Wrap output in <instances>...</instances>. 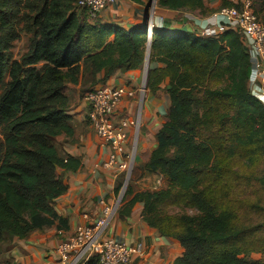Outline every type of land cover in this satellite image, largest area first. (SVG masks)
<instances>
[{"label": "trees", "instance_id": "trees-1", "mask_svg": "<svg viewBox=\"0 0 264 264\" xmlns=\"http://www.w3.org/2000/svg\"><path fill=\"white\" fill-rule=\"evenodd\" d=\"M76 1L0 0V254L56 218L54 201L66 191L57 171L79 165L58 148L74 136L76 101L148 60L145 88L156 94L166 82L170 105L145 169L167 186L136 193L125 213L143 204L142 220L180 244L173 264H264V107L248 89L241 35L162 30L148 38L144 29L123 31L79 13ZM206 1L156 5L207 16ZM252 2L264 21V0ZM230 6L223 0L221 9ZM23 36L28 49L13 60Z\"/></svg>", "mask_w": 264, "mask_h": 264}, {"label": "crops", "instance_id": "crops-1", "mask_svg": "<svg viewBox=\"0 0 264 264\" xmlns=\"http://www.w3.org/2000/svg\"><path fill=\"white\" fill-rule=\"evenodd\" d=\"M222 1L207 0L206 6L212 11L207 16L180 15L156 6L148 27H151L154 33L162 30L170 32L171 29L188 26L191 32L200 38L201 31L207 28L215 29L221 24L219 18L213 16L221 9ZM147 3L148 0L143 4L117 0L98 16V20L123 31L144 29ZM184 19L187 20L185 24ZM247 49L246 47L248 53ZM152 67L161 66L153 64ZM99 77L102 78L103 74ZM250 85L249 81L248 89ZM165 86L166 82L160 86L156 94L150 93L144 88L143 68L117 71L104 83L95 86L134 91L133 97H124L120 101L111 117L115 124L127 121L125 150L130 151L135 143L134 162L127 179V187H124L126 181L124 173L117 171L116 168H102L110 149L100 142L86 121L84 101L79 99L76 101L70 112L75 121V132L74 136L62 145V157L70 156L76 159L79 165L74 171H57V176L66 186V191L54 201L53 210L56 218L51 226L34 232L28 238L14 239L1 252L0 264H58L56 255L58 245L70 239L77 227L89 225V220L83 218L84 216L92 219L98 216L100 210L98 201L102 199L109 204L119 202V208L109 222L105 236L122 242L136 251L131 264H173L181 257L183 250L176 240L159 236L155 229L142 220L143 204L137 203L130 208L129 213H125L129 208L128 202L136 193L154 191L157 190L156 187L160 188L165 184L160 175L149 173L145 169L156 146V134L164 124V117L170 105L169 97L164 91ZM76 89H79V85ZM141 90H144L143 96ZM137 123L138 130L135 129ZM125 188L129 192L126 196Z\"/></svg>", "mask_w": 264, "mask_h": 264}, {"label": "built area", "instance_id": "built-area-1", "mask_svg": "<svg viewBox=\"0 0 264 264\" xmlns=\"http://www.w3.org/2000/svg\"><path fill=\"white\" fill-rule=\"evenodd\" d=\"M117 0H78L79 9L86 10L91 18L98 17L107 7ZM231 6L218 11L213 17L221 24L215 29H204L200 36L217 38L226 31L241 35L248 48L252 78L250 94L264 107V21L258 19L252 8V0H226ZM157 3V2H156ZM156 8V4L154 9ZM153 9V11H154ZM147 37L152 35V28H146ZM200 37V38H201ZM144 90H141L143 96ZM134 91L125 88L99 87L84 95L86 118L100 142L110 149L103 169L116 168L126 175L124 187L132 169L135 155V143L130 151L125 150L127 142V121L115 124L111 120L115 108L124 97H133ZM136 125V130H138ZM137 132V131H136ZM137 134V133H136ZM98 216L89 220L88 226H79L74 235L60 243L56 249L58 264H87L96 258L98 264H131L136 251L128 245L105 236L113 215L119 208V202L109 204L104 199L98 201Z\"/></svg>", "mask_w": 264, "mask_h": 264}, {"label": "rangeland", "instance_id": "rangeland-1", "mask_svg": "<svg viewBox=\"0 0 264 264\" xmlns=\"http://www.w3.org/2000/svg\"><path fill=\"white\" fill-rule=\"evenodd\" d=\"M77 2H78V0L76 1V4H75V9L79 12V13H81L82 11H80L79 9H78V6H77ZM157 6V5H156ZM27 49H28V42H27V38L25 37V36H23V38L20 40V41H17V42H15L14 44H13V48L11 49V51H10V53H11V57H12V59L13 60H18L26 51H27ZM75 95H77V92H76V94ZM75 98H77V96L75 97ZM77 103V102H76ZM139 115H140V110H139V113H138ZM138 119V121L140 120V118H137ZM86 121H88V120H86ZM74 123H75V121H74ZM75 125V124H74ZM58 148H59V150H60V154H61V156H62V146H58ZM164 180V179H163ZM165 181V180H164ZM128 185V184H127ZM166 186H167V182L165 181V184H162V186L159 188V187H156L157 188V190H161V189H164V188H166ZM125 187H127V186H125ZM125 190H126V188H125ZM157 190H154V191H157ZM188 214H192V212L191 211H186ZM172 213H177V214H179V210L178 209H173L172 210ZM258 257L259 256H257V255H253L252 256V259H254V260H256V259H258Z\"/></svg>", "mask_w": 264, "mask_h": 264}, {"label": "water", "instance_id": "water-1", "mask_svg": "<svg viewBox=\"0 0 264 264\" xmlns=\"http://www.w3.org/2000/svg\"><path fill=\"white\" fill-rule=\"evenodd\" d=\"M156 2H157V0H148V3H147L146 8H145L144 25H143L144 29H146L149 26V22H150L152 12H153V9H154ZM186 21L187 20L184 19L183 23L185 24ZM179 31L191 33V29L188 26H185V27L179 28V29H171L170 32H179ZM148 38H150V37H148ZM149 49H150V43H148V45H147V56L149 54ZM143 69H144V88H145L146 74H147V69H148V60L145 61Z\"/></svg>", "mask_w": 264, "mask_h": 264}]
</instances>
